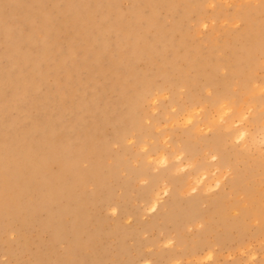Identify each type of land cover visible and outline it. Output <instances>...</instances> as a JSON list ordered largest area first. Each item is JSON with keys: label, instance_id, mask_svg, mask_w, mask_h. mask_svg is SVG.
I'll list each match as a JSON object with an SVG mask.
<instances>
[{"label": "rangeland", "instance_id": "1", "mask_svg": "<svg viewBox=\"0 0 264 264\" xmlns=\"http://www.w3.org/2000/svg\"><path fill=\"white\" fill-rule=\"evenodd\" d=\"M187 1L182 19L168 8L177 1L144 0L124 16L108 0L95 7L86 2L79 14L67 12L25 34L30 52L12 62L0 58V175L17 186L24 169L42 159L32 188L8 206L0 203V264H264V226L253 218L243 236L232 228L230 240L219 243L212 233L201 238L206 217L177 231L159 216L170 195L183 206L196 198L198 209L208 211L209 200L227 194L235 174L249 170L264 202V104L244 102V90L255 101L264 97V0ZM143 5L145 11L137 9ZM117 6L131 8L129 0ZM245 15L253 26L248 44L254 38L261 51L258 63L239 67L230 51ZM108 17L124 22L120 31L126 27L114 45L101 35ZM159 22L171 31L158 35V48L171 54L158 53L163 63L153 69L155 77L147 74L155 83L165 81L161 89L130 91L125 84L135 77L120 67L124 52L141 56L129 44L142 42ZM16 46L0 42V52ZM165 65L176 68L166 71ZM204 72L215 74L217 89L200 87ZM224 91L227 98L217 100ZM129 117L141 123L129 125ZM60 126L62 140L53 134ZM188 134L196 146L191 155L179 150ZM218 141L228 167L217 166L219 153L210 146ZM152 192L159 208L150 212Z\"/></svg>", "mask_w": 264, "mask_h": 264}, {"label": "bare ground", "instance_id": "2", "mask_svg": "<svg viewBox=\"0 0 264 264\" xmlns=\"http://www.w3.org/2000/svg\"><path fill=\"white\" fill-rule=\"evenodd\" d=\"M49 1H53V4H49ZM119 1L120 0H108L110 5H114V12L122 16L132 13L134 10V8H132L133 5L144 3V0H129L131 8L123 12V11H120L117 6ZM161 1L163 2H169V1L176 2L177 1V3L174 5V8L168 7L169 10H171L172 13L175 15L176 19L178 18L182 19V17L186 16L188 14V11L190 10V4L188 3L187 0H161ZM191 1L192 0H190V2ZM86 2H89L92 7H95L97 4V0H28V2H25L24 0H0V42H3L4 44L8 45L9 41L14 40L17 44V46L14 49L8 50L6 54H5V50L1 51L0 58L5 59L6 62L8 61L12 62V61L19 59L25 53L30 52L31 44H29V42L25 40L24 38L25 34L26 35L31 34L32 31H34V29L38 30L43 25H45L48 20L50 24L55 23L57 21L55 19L57 18L59 21V19L65 16L67 12H71V13L74 12L76 14H79L82 11L83 5ZM47 4H48V7H44ZM137 7H139L137 9H140V10H144V11L146 10L145 5L137 6ZM65 8H69V9H65ZM172 13H171V16L173 17ZM244 17H246V26L242 32V36L238 41L237 47L233 48L230 51V55L237 57L239 67L249 66L251 64L258 63L259 62L258 54L261 51L260 46L258 44L257 45L255 44L256 41H253L254 38H252L250 40V44H248L249 41L246 38L247 36H249L248 32L253 29V26H251L252 21H251V18H249V15H245ZM121 23H124V22L119 21L117 19H112V22H111L110 17L105 19V22L100 24L101 35L103 39H107V35H109L111 38V43L114 45L115 40H118L120 36H124V34H127V33H124L126 31V27H124V31H120ZM158 24L160 25L154 26L153 32L150 34H147V37H145V39L142 42L136 41V43L134 44H129V46L136 45L139 49V52H141V56H138V58H135L132 56L131 52H128V51L124 52L125 60L122 62L120 67L123 70H125V76L127 75L126 71H132L134 74L133 76L135 77V79L131 81H127L125 84V88L130 91L131 90L145 91L144 90L145 87L161 89L162 83L165 81V79H162L161 82L155 83L152 81V76L148 77L149 75L147 74L148 72L152 73L153 69L156 66L161 65L163 63L162 58L164 56L158 53L171 54V53H168V51H166L165 47L158 48V43L156 42L157 38H160V37L163 38V36L168 35L169 34L168 32L171 31L169 30V28L163 25L161 26V22H159ZM12 25H15V26H12ZM48 29L49 28H47V30ZM158 35H160V37ZM251 62H254V63H251ZM142 64H146L150 66L142 67L141 66ZM165 68H166V71H172L176 68V66L173 65L172 68H170L168 65H165ZM15 73L16 72H14L13 74ZM152 75L154 77L156 76L153 73ZM201 81L202 83L200 87L203 88L205 86H208V87L217 89V84L215 81L214 73L204 72V79ZM244 94H245L244 102H246L247 104H253L255 102H258V105L264 104V97L262 98V100L255 101L253 100L252 97H249V95H247L246 90H244ZM216 98L217 100L226 99L227 98L226 91L222 93L218 92ZM236 103L239 104L242 102L239 99H236ZM135 107H136L137 112H139L140 105L137 103ZM221 108L222 107H220V109ZM235 109H237V107H235ZM227 113H230V112H227ZM213 115L211 116L213 117ZM223 117L224 116H220L219 118L223 119ZM54 118L56 119V117ZM190 118H188V120H190ZM213 119L215 118H212L211 120ZM128 121H129V125H131L134 122H137L138 124L141 123L140 118H137V117H129ZM72 123H75L74 119L72 120ZM56 125H57V122L54 120L53 126L55 128H56ZM201 125L202 124L199 125V128L201 127ZM136 128L137 130L139 129V127H136ZM227 128H231V127H229L228 125ZM55 130H56V133H53V134H62V135H58V139L62 140V138L66 134V131H64V128L60 126V129L57 128ZM239 132L241 133V131ZM242 133L244 132L242 131ZM12 147L17 149L18 143H13ZM210 147L213 148L215 152L219 153V159L217 162V166H220V167L227 166L228 167L231 165V163H229L230 159H228L227 156L226 157L222 156L220 158V155L222 153V148L220 146L219 141L215 142ZM179 150L181 153H187L189 155L196 152L195 143L192 141V138L190 137L189 134L186 136V140L179 147ZM159 158L161 161L164 162L165 154L163 152L159 153ZM62 159L58 160L59 163L63 161ZM41 161L42 159L39 158L34 161L33 165L30 164V166L24 169L25 174L19 180L17 186L15 185L14 180H10L9 178L2 179V176L0 175V203L1 205L6 203V205L8 206L11 203H13L14 199L19 195V193L25 190V188L29 184L30 186H29L28 191L32 188V183H30V180L34 174H38V173L40 174V172H42V168H41L42 162ZM202 174H203L202 177H206L205 174L207 175L206 172ZM61 175H62L61 172L58 171V174L56 176L55 175L53 176H55L54 179L56 180ZM223 176L224 175L222 173H220L218 176H215L216 185L218 186L221 185ZM255 177L256 175L253 170H249L247 173H240V172L236 173L235 177L229 181L227 194H220L218 197L214 199H210L209 200L210 209L205 212L198 209V206H197L198 200L196 198H191L189 202H187L186 206H183L179 202L178 196L170 195L169 204L166 206V209L162 211V213L159 214V216L166 222H170L175 228V230L177 231L182 230L184 226L190 225L191 223L196 222L198 219L206 217L207 222L205 223V227L200 232L202 234L201 238L205 236L204 233H209V234L212 233L216 236L215 238H217V241L219 243L221 242L220 240H222L223 243L224 241L230 240V236L228 232H230L232 228L236 229L237 233L243 236L246 233L245 226H246L247 220H250L253 218L255 222L258 221L256 223H259L260 227L264 226V202H261V200H258L257 196H259L260 193H259V189L257 188V184H256L257 180L255 179ZM191 180H189L188 182L189 185L191 183ZM201 180H203V178H201ZM207 181L208 180L206 178L203 181H199V183L203 182V184H205L207 183ZM195 188L197 187L193 185L192 189H195ZM47 190L49 191L48 188ZM163 192L168 194L169 189L167 186L164 188ZM238 195L242 196V199L238 198L237 197ZM157 196H158L157 192H152L151 201H150L151 204L149 208L150 212L155 211L159 208V202H158ZM230 196L232 197V199L228 200ZM180 238L181 236L179 237V239ZM179 243L181 242L179 241Z\"/></svg>", "mask_w": 264, "mask_h": 264}, {"label": "clouds", "instance_id": "3", "mask_svg": "<svg viewBox=\"0 0 264 264\" xmlns=\"http://www.w3.org/2000/svg\"><path fill=\"white\" fill-rule=\"evenodd\" d=\"M207 259H211V257L209 256V257H207Z\"/></svg>", "mask_w": 264, "mask_h": 264}]
</instances>
